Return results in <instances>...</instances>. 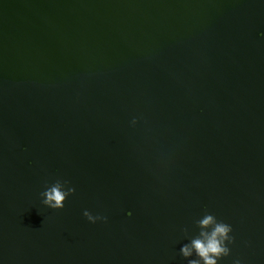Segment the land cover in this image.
<instances>
[{
  "label": "water",
  "instance_id": "95a60500",
  "mask_svg": "<svg viewBox=\"0 0 264 264\" xmlns=\"http://www.w3.org/2000/svg\"><path fill=\"white\" fill-rule=\"evenodd\" d=\"M216 224L264 264V0H0V264H205Z\"/></svg>",
  "mask_w": 264,
  "mask_h": 264
},
{
  "label": "clouds",
  "instance_id": "9594fccd",
  "mask_svg": "<svg viewBox=\"0 0 264 264\" xmlns=\"http://www.w3.org/2000/svg\"><path fill=\"white\" fill-rule=\"evenodd\" d=\"M70 192H74L75 189H70ZM46 196V200L44 201L45 204L50 205L52 208H63L64 207V199L66 193L60 190V185L57 184L53 186L50 190L44 193ZM54 202V203H53ZM85 215H88L85 213ZM89 219H92L89 216ZM213 222L212 216H206L200 223L202 226H208ZM229 227L225 224H216L214 230L211 232L210 235L207 233H202L206 237V240L196 239L192 241V248H194L197 254L203 258L205 264H216L214 256H219L221 253L227 254V249L221 246L222 239L227 238V233L229 231ZM192 248L185 245L181 251L184 256L191 255ZM211 254V255H210ZM189 264H198L197 261L193 260L190 261Z\"/></svg>",
  "mask_w": 264,
  "mask_h": 264
}]
</instances>
